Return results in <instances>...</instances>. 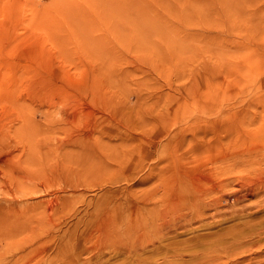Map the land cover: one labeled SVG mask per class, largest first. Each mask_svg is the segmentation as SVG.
<instances>
[{
  "label": "rangeland",
  "instance_id": "1",
  "mask_svg": "<svg viewBox=\"0 0 264 264\" xmlns=\"http://www.w3.org/2000/svg\"><path fill=\"white\" fill-rule=\"evenodd\" d=\"M1 219L0 264H264V0H0Z\"/></svg>",
  "mask_w": 264,
  "mask_h": 264
},
{
  "label": "bare ground",
  "instance_id": "2",
  "mask_svg": "<svg viewBox=\"0 0 264 264\" xmlns=\"http://www.w3.org/2000/svg\"><path fill=\"white\" fill-rule=\"evenodd\" d=\"M225 114V113H224ZM214 122H215V120H210L209 122H208V124H207V126L211 123V126H213V124H214ZM206 126V127H207ZM205 133H206V131H203L202 133H199V134H195L194 135V137L193 138H191V141L193 142V145H196V144H198L199 143V141H202L203 140V137H204V135H205ZM201 134V135H200ZM87 137L89 138V137H93V133H91V134H87ZM195 143V144H194ZM196 147H198V146H196ZM198 150H199V148H197ZM173 161V160H172ZM115 193H117V191H115ZM113 196V198H115V199H113L112 200V202H110V203H107V204H105V210H103L104 211V214H103V217L101 218V221L104 223V225H106L105 223H106V221H105V219H108V221L109 220H112V221H114L115 219H116V217H115V215H114V213H117V208H118V206H119V203H117V202H115L114 203V201H116V200H118L119 199V196L117 195V194H113L112 195ZM110 201V200H109ZM144 202V200L142 199V201L140 200V201H136V202H134V205H135V208L136 209H134L135 211H139V208H140V204L141 203H143ZM216 199L214 198V199H211L207 204L208 205H214V204H216ZM137 213V212H136ZM134 216V215H133ZM19 223H17V225H18ZM14 226V223L10 220V219H8V220H6V219H1L0 220V231L1 230H3V229H5L6 231H10L11 229H12V227Z\"/></svg>",
  "mask_w": 264,
  "mask_h": 264
}]
</instances>
